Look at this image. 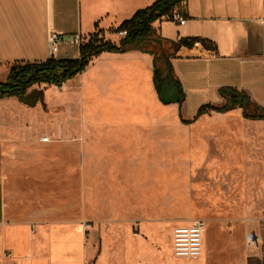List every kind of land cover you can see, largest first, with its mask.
Instances as JSON below:
<instances>
[{
  "label": "crops",
  "instance_id": "1",
  "mask_svg": "<svg viewBox=\"0 0 264 264\" xmlns=\"http://www.w3.org/2000/svg\"><path fill=\"white\" fill-rule=\"evenodd\" d=\"M155 1L0 0V80L16 61L50 57L49 30L61 34L62 46L79 47L98 31L119 43L124 34L114 30ZM178 10L185 23L163 17L153 27L181 83V103L174 94L161 99L162 91L172 96L166 63L157 80L155 54L137 48L104 51L61 86L34 85L43 90L34 104L0 98L2 264H199L172 247L174 228L193 220L175 224L169 244L120 237L93 243L91 231L93 207L138 208L139 167L172 149L173 120L192 123L202 106L227 104L232 90L264 110V0H185ZM192 38L198 40L183 43ZM60 51L55 57L63 58ZM48 88L56 90L52 101ZM243 111L211 109L196 119L213 113L264 125ZM236 226L243 246V225ZM210 238L204 231L203 252ZM258 246L249 244L243 264L262 260Z\"/></svg>",
  "mask_w": 264,
  "mask_h": 264
},
{
  "label": "rangeland",
  "instance_id": "2",
  "mask_svg": "<svg viewBox=\"0 0 264 264\" xmlns=\"http://www.w3.org/2000/svg\"><path fill=\"white\" fill-rule=\"evenodd\" d=\"M59 47V57L78 56L76 44ZM55 94L46 91L51 101ZM172 142L139 167L138 208L91 209L93 243L120 237L169 244L175 224L202 219L211 241L199 264H243L249 244H260L256 252L264 255V125L209 113L189 124L173 120ZM236 225H243V246ZM247 264H264V257Z\"/></svg>",
  "mask_w": 264,
  "mask_h": 264
},
{
  "label": "trees",
  "instance_id": "3",
  "mask_svg": "<svg viewBox=\"0 0 264 264\" xmlns=\"http://www.w3.org/2000/svg\"><path fill=\"white\" fill-rule=\"evenodd\" d=\"M185 0H157L152 5L137 10L132 17L124 20L114 31H126L119 43L107 40L101 33L95 32L89 40L79 45V56L75 58L48 57L36 61H16L11 66L5 80H0V98L17 96L20 100L34 104L43 95V90L33 88L34 85L48 84L61 86L67 80L82 72L93 57L104 51L125 52L137 48L155 54L156 78L160 79L161 64L167 66V78L172 83L170 94L177 95L176 100L182 102L184 93L181 83L174 77L172 64L169 61L163 38L153 27V22L163 17L170 18L174 10H178ZM196 38L190 41L184 39L183 43L193 44ZM32 88V89H31ZM31 89V90H30ZM165 91L160 93L164 102H170V96H165ZM169 94V93H168ZM240 105L247 118L264 119V110L250 100L249 96L236 90L230 91L228 103L223 106H202L194 119L209 110L226 111ZM193 119V120H194ZM189 122V121H187Z\"/></svg>",
  "mask_w": 264,
  "mask_h": 264
},
{
  "label": "built area",
  "instance_id": "4",
  "mask_svg": "<svg viewBox=\"0 0 264 264\" xmlns=\"http://www.w3.org/2000/svg\"><path fill=\"white\" fill-rule=\"evenodd\" d=\"M171 19L179 24L186 22V18L179 10L173 11ZM120 33L125 34L126 31H121ZM61 39L62 36L59 32L49 30L47 42L50 57L55 56L58 52ZM74 41L81 42L80 35H75ZM43 139L47 140L48 136L43 137ZM205 229L206 223L202 219H195L189 224L175 227L172 235L173 253L183 257H199L201 255L202 234Z\"/></svg>",
  "mask_w": 264,
  "mask_h": 264
},
{
  "label": "bare ground",
  "instance_id": "5",
  "mask_svg": "<svg viewBox=\"0 0 264 264\" xmlns=\"http://www.w3.org/2000/svg\"><path fill=\"white\" fill-rule=\"evenodd\" d=\"M203 240H204V232H203V234H202L201 253H202V251H203Z\"/></svg>",
  "mask_w": 264,
  "mask_h": 264
},
{
  "label": "water",
  "instance_id": "6",
  "mask_svg": "<svg viewBox=\"0 0 264 264\" xmlns=\"http://www.w3.org/2000/svg\"><path fill=\"white\" fill-rule=\"evenodd\" d=\"M158 88H159V89H162V84L158 85Z\"/></svg>",
  "mask_w": 264,
  "mask_h": 264
}]
</instances>
